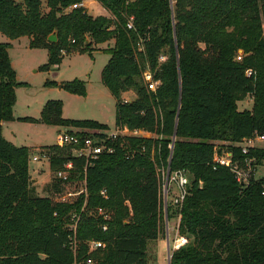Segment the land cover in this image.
Listing matches in <instances>:
<instances>
[{"label":"trees","instance_id":"trees-1","mask_svg":"<svg viewBox=\"0 0 264 264\" xmlns=\"http://www.w3.org/2000/svg\"><path fill=\"white\" fill-rule=\"evenodd\" d=\"M81 1L0 0V32L11 40L28 36L31 48L47 49L45 70L71 50L92 55L94 47L114 41L103 49L110 58L101 78L116 100V128L132 134L119 136L113 153L88 166L70 147H42L51 171L72 162L69 180L85 181L86 191L70 202L37 194L29 169L33 150L3 135L2 122L16 120V88L25 83L16 79L11 43L0 42V264H74L88 257L94 264H151L149 244L163 233L166 213L180 217L177 230L188 238L172 252L171 264H264V177L243 188L230 168L213 162L220 146L241 163L254 158L255 170L264 162V149L243 154L239 146L264 135V0H97L108 12L98 16L71 8ZM53 33L57 42L48 39ZM147 72L158 82L155 90ZM62 87L87 95L78 78ZM130 90L136 97L124 100ZM248 96L252 109L240 110L238 102ZM63 108V101L48 100L39 118L18 120L110 128L64 118ZM168 169L189 177L181 207L168 200L165 208L161 174ZM83 207L75 256L68 223ZM98 207L111 214L106 231ZM92 239L104 246L89 251Z\"/></svg>","mask_w":264,"mask_h":264},{"label":"rangeland","instance_id":"rangeland-1","mask_svg":"<svg viewBox=\"0 0 264 264\" xmlns=\"http://www.w3.org/2000/svg\"><path fill=\"white\" fill-rule=\"evenodd\" d=\"M86 7L88 13L93 16L103 15L105 13L104 8L97 0H87ZM0 42L11 43L9 54L12 65L16 71V79L17 81L27 83L26 85H19L16 89V116L39 118L40 111L48 100H61L64 103V118L97 120L111 126H109L110 128L107 130L108 133L117 132L116 126L114 125L116 117V100L109 89L103 84L101 78L102 69L110 57V55L103 50L108 44L104 43L94 47L92 55L88 52L80 53L71 50L69 53L65 54L58 67L53 66L50 70H45L43 69V65L48 62V50L45 48H31L29 46L30 38L28 36H22L18 39L11 40L0 32ZM109 45L112 46V44ZM239 53L241 54L242 50H240ZM166 59L167 55L164 54L161 61H165ZM77 78L85 81L87 88L86 96L71 93L65 88L60 87L63 83ZM52 81L56 82V84L47 85V82ZM147 81L149 83L148 79ZM126 93V96H123L124 100H133L136 97V92L134 90H130ZM253 105L254 98L248 96L243 102L239 103L238 107H240V110L252 109ZM4 128L5 136L8 139L14 138L12 130L15 131L16 138L13 140L19 145H53L57 142V135L61 131L67 129L64 126L48 125L45 123H29L19 121L18 119L12 123L6 122ZM141 134L148 135L146 133ZM225 145H228V143H225ZM220 147L226 150V146ZM256 147L264 149V140L257 141ZM36 155H40V152L33 150L29 162L31 174H34V171L41 167L42 164H44L46 168L49 164V161L45 160V158L35 161L33 157ZM166 174L167 173L161 174L164 202L165 198L166 200L173 201L177 193V188L174 186L173 192L165 195L164 185L166 184ZM47 175L46 183H49L53 191L40 190L42 184L34 187L36 188L37 194L41 196L51 194L54 200L61 199L62 195L69 189L74 191L80 190L83 185L82 182L77 181L71 182L69 186L61 180L56 179V175L52 171H49ZM255 176L258 178L264 177V162H262V165L256 167ZM70 198L73 199L72 197ZM176 219L175 217L168 219L166 213L163 233L158 240L150 242L149 244L151 264L165 262L169 252L172 253L174 251L173 243L180 235L178 230L174 229Z\"/></svg>","mask_w":264,"mask_h":264},{"label":"built area","instance_id":"built-area-1","mask_svg":"<svg viewBox=\"0 0 264 264\" xmlns=\"http://www.w3.org/2000/svg\"><path fill=\"white\" fill-rule=\"evenodd\" d=\"M84 7V1L74 3L71 8H80ZM129 29L133 28V18L131 17L127 23ZM74 43L75 40L72 39ZM163 59V56L160 57ZM242 56H238V60H241ZM248 74H251V71H248ZM146 78L149 80V88L155 90L158 82L152 81V75L150 72L146 73ZM116 128V127H115ZM117 132L108 133L107 131L102 130H94L89 128H76L71 127L67 128L64 131H61L57 136V142L61 147H70L73 154L82 157L86 160L87 166L94 163L102 154H110L115 151L114 141L119 136L131 135L132 132L124 131L116 128ZM264 140L263 134H255L252 137H249L242 141L239 146L242 149L243 154H248L250 149L256 147L257 141ZM130 155V154H129ZM42 157L48 158L46 152H42L40 150V155H36L33 157L35 161L40 160ZM254 158H246L243 163L233 158V153L230 150H224L221 153H216L213 162L215 167L221 165L230 168V170L234 173L236 180L242 186L247 187L252 179L256 177V170L254 167ZM66 170H59L56 172V178L61 180L63 183L67 185H71V181L69 180L68 170L73 167L72 162H68L66 164ZM86 170V167H85ZM170 172V174H169ZM166 174V184L164 185L165 195L173 192V187L175 186L177 189V193L173 198V203L179 207H181L183 200L187 195V185L189 183V177L185 173L184 170H177L171 172L169 169L167 171H163ZM84 188L80 191L76 192L73 190H67L62 198L58 201L70 202L73 201L70 197L78 196L80 193L86 191L85 189V181ZM104 193V191H102ZM262 194L264 195V184H262ZM77 198V197H76ZM75 200V199H74ZM168 200L165 198V208H167ZM84 212V207L81 211H73L69 218L68 229L70 232L69 235V244L75 256H77L79 252L80 240L78 238V226L82 218V214ZM96 215L103 218L105 221L102 225L103 231L108 229V221L111 218V214L107 209L102 207H98L95 209ZM89 246V251L96 250L100 247H103L104 244L99 240H89L87 241ZM188 243V238L186 236L179 235L173 243V248L178 249L182 245ZM172 253L169 252L167 260L165 262L159 264H171ZM74 264H94V261L91 257L83 259L82 261H76Z\"/></svg>","mask_w":264,"mask_h":264},{"label":"crops","instance_id":"crops-1","mask_svg":"<svg viewBox=\"0 0 264 264\" xmlns=\"http://www.w3.org/2000/svg\"><path fill=\"white\" fill-rule=\"evenodd\" d=\"M84 1V7H85V9H86V11H88L87 10V7H86V4H87V0H83ZM105 10V9H104ZM103 15H108V12H107V10H105V13L103 14ZM105 44H114V41H110L109 43H105ZM110 58V57H109ZM109 60V59H108ZM108 62V61H107ZM19 83H25V85L27 84L26 82H21V81H18ZM17 89V88H16ZM16 94H17V92H16ZM126 92L123 94V96H126ZM131 99H129L128 101H130ZM244 100H242V101H239L238 102V106H239V103H241V102H243ZM17 103V102H16ZM45 105V104H44ZM44 105H43V107H44ZM15 106H16V104L14 105V116H15V118L16 119H18V118H20V117H25V116H16L15 115ZM42 107V108H43ZM239 109H240V107H239ZM242 110V109H241ZM41 111H42V109H41ZM41 111H40V115H41ZM97 121V120H96ZM6 122H9V123H12V122H15V120H13V121H4V122H2V126H3V135H4V137L6 138V136H5V123ZM99 122V121H98ZM29 123H31V122H29ZM102 123V122H101ZM104 124H106V123H104ZM108 125V124H107ZM115 125V124H114ZM108 126H110V125H108ZM111 127V126H110ZM67 128V127H66ZM12 135H13V139H15L16 138V133H15V131L14 130H12ZM58 136V135H57ZM7 140H9L10 142H12L13 144H15L16 146H19V147H21V146H27V147H29V148H31L32 150H36V151H38V152H40V150H41V148L42 147H44V146H48V144H37V145H26V144H24V145H19V144H16L15 143V141L13 140V139H8V138H6ZM42 158H44V157H42ZM45 160H48L49 161V158H45ZM38 161V160H37ZM43 163H45V162H43ZM49 163V162H48ZM49 171H51L50 170V163L48 164V167L46 168V166H44V164H42V166L41 167H39V168H37L35 171H34V174H31L30 173V175H31V177H32V182H33V185L34 186H38V185H41L42 184V187H40L41 189L40 190H45V191H53V189H51V187L49 186V183H46L47 182V174H48V172ZM82 188L81 189H83L84 188V183L82 182ZM46 187V188H45ZM45 188V189H44ZM80 189V190H81ZM80 190H76V192H78V191H80ZM74 191V190H73ZM52 193V192H51ZM42 196H50V197H52L51 196V194H47V195H42ZM77 196V195H76ZM73 199H71V200H74L76 197H72ZM179 221H180V217H178L177 219H176V221H175V230H177V228H178V224H179ZM160 263H162V262H160Z\"/></svg>","mask_w":264,"mask_h":264},{"label":"water","instance_id":"water-1","mask_svg":"<svg viewBox=\"0 0 264 264\" xmlns=\"http://www.w3.org/2000/svg\"><path fill=\"white\" fill-rule=\"evenodd\" d=\"M48 39L51 42H57L58 36L55 33H53V34L49 35ZM60 87H62V85ZM169 174H170V172H169ZM243 188H245V186H243Z\"/></svg>","mask_w":264,"mask_h":264}]
</instances>
